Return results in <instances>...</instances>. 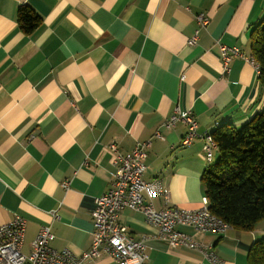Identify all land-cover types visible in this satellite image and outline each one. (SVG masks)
<instances>
[{"label": "crops", "instance_id": "obj_1", "mask_svg": "<svg viewBox=\"0 0 264 264\" xmlns=\"http://www.w3.org/2000/svg\"><path fill=\"white\" fill-rule=\"evenodd\" d=\"M21 5L41 19L29 35L15 22ZM197 14L208 24L189 47ZM263 17L264 0H0V225L26 221L22 253L42 226L52 249L89 250L93 199L114 179L110 143L124 155L149 141L143 179H159L178 208L200 207V176L211 164L201 136L264 109L248 61L250 33ZM221 45L245 58L224 70ZM175 108L197 122L188 146L180 145L185 125L163 126ZM119 222L144 242V264H210L156 240L140 213L124 209ZM178 229L211 245L224 264H246L247 248L264 238V218L251 231ZM83 264L115 262L102 254Z\"/></svg>", "mask_w": 264, "mask_h": 264}, {"label": "built area", "instance_id": "obj_2", "mask_svg": "<svg viewBox=\"0 0 264 264\" xmlns=\"http://www.w3.org/2000/svg\"><path fill=\"white\" fill-rule=\"evenodd\" d=\"M194 20L197 29L187 40L189 47L195 45L199 28L208 24V18L203 14L195 15ZM219 50L224 70L227 69L231 58H245L236 47L221 45ZM248 61L258 73V65L254 59L250 58ZM179 123L185 125L187 129L180 139V145L188 146L198 137L197 122L189 112L175 108L163 126L170 129ZM201 138L204 158L209 164L217 146L210 134ZM149 146V141L141 142L123 155L114 143L107 145L113 157L111 165L114 168V179L105 193L93 199V208L90 211L93 231L89 250L75 256L68 249L60 251L52 249L49 247V241L53 237L50 227L42 226L30 244V253L23 254L21 248L26 221L15 216L8 223L0 225V264H83L102 254L110 257L115 264H144L147 260L144 242L129 237L126 228L119 222L120 212L124 209L140 213L147 224L156 228L154 238L169 248L182 247L199 253L210 264H224L212 251L211 245L194 240L178 228L185 226L199 233H223L231 226L210 213L208 201L204 196L197 209L178 208L170 203V193L159 179L144 180L146 170L144 160ZM67 186V182L62 183L63 188ZM153 198L162 201L161 208L156 209L153 206L151 202Z\"/></svg>", "mask_w": 264, "mask_h": 264}, {"label": "trees", "instance_id": "obj_3", "mask_svg": "<svg viewBox=\"0 0 264 264\" xmlns=\"http://www.w3.org/2000/svg\"><path fill=\"white\" fill-rule=\"evenodd\" d=\"M15 22L20 32L29 35L41 19L21 5ZM250 49L264 89V17L250 33ZM210 135L217 159L200 176L208 210L234 229L251 231L264 218V109L238 127L225 124ZM246 264H264V238L247 248Z\"/></svg>", "mask_w": 264, "mask_h": 264}, {"label": "rangeland", "instance_id": "obj_4", "mask_svg": "<svg viewBox=\"0 0 264 264\" xmlns=\"http://www.w3.org/2000/svg\"><path fill=\"white\" fill-rule=\"evenodd\" d=\"M215 160H216V157L214 156V157L212 158V160H211V164L214 163Z\"/></svg>", "mask_w": 264, "mask_h": 264}]
</instances>
